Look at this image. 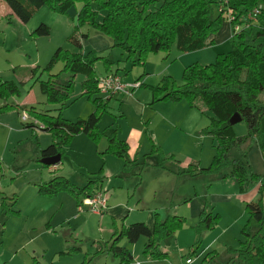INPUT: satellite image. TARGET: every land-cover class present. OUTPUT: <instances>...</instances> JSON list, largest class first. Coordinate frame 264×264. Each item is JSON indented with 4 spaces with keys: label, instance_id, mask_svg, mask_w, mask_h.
Returning <instances> with one entry per match:
<instances>
[{
    "label": "rangeland",
    "instance_id": "obj_1",
    "mask_svg": "<svg viewBox=\"0 0 264 264\" xmlns=\"http://www.w3.org/2000/svg\"><path fill=\"white\" fill-rule=\"evenodd\" d=\"M79 8L78 3L70 7L66 14L59 15L47 7H41L35 10L29 21L24 24L11 14L5 2L0 1V83H13L19 91V96L0 102V106L8 107L0 113V264H119V260L107 253L105 248V244L111 241L112 232L135 223L147 225L148 215L154 213L158 215L159 221H163L167 215L180 217L182 228L171 238L161 242V251L165 250L167 254L166 258L161 260H151L144 253L146 238L141 237L134 244H130L125 238L121 239L118 246L131 254L130 264H180L189 259L190 249H194L198 254L197 257L190 258L193 264H238L229 263L227 251L239 247L242 241L241 231L248 221V216L245 212L246 203L239 199L240 194L234 180L223 181L210 175L186 178L176 175V182L173 183L169 180L170 177L164 174L163 169L147 166L139 170V167H135L127 174L121 173V179L117 176L111 178L110 184L107 180H102V188L107 190L106 195L108 202L110 201L109 206L121 203L122 206L133 209L134 212L131 213L134 216L128 217V213L117 217L104 214L100 218L87 208L78 212V206L84 199L83 194L87 192L88 183L93 180L98 182L101 168L114 171L117 162L121 166L120 172L122 171V159L105 153V137L96 144L85 136H81V140H74L75 137L71 139L60 150L62 167L59 171H50L51 167L43 166L39 162L40 152L51 144L52 135L41 130L43 124L40 121L35 122L28 116L29 108L33 107L39 115L61 117L76 122L87 119L95 110L93 100L106 99L99 93L91 95L90 99L83 95L80 86L82 75L75 77L72 93L64 106L48 104L39 88V83L47 81L50 75L57 76L55 81L58 84L68 82V74L63 72L61 61L56 62L49 72L43 69L49 64L56 49L77 51L68 42V38L76 25L75 16ZM103 17L104 13H100L97 21H101ZM225 21L219 32L228 25ZM40 24L49 28V36L32 37V32ZM80 31L90 34L89 38L91 35H98L87 26L82 27ZM100 37L110 43L108 38L102 35ZM103 46L105 44L97 37L83 45L82 50L90 51ZM228 46L230 49L229 42ZM216 47L217 42L213 41L201 50L180 53L172 46L168 53L148 54L142 64H118L119 68L127 70L126 74L121 73L123 78H127L125 80L132 81L131 83L142 82L143 86L135 90L137 93L132 96L133 100L141 102H137L138 104H143L142 100L147 101L150 96L147 87L160 86L165 76L175 81L176 85H181L184 68L193 64H211L218 54H224L218 52L221 49ZM98 50L100 56L113 61L112 70H115L116 61L121 58L122 51L110 47ZM94 71L98 77H102L105 72L101 62L95 63ZM120 98L115 97L108 101V109L98 124V129L103 134L115 129L119 133L117 138L120 136V130L124 133L130 125L138 126L141 118L140 111L133 106H122ZM182 103L185 105L183 107H187L185 110L178 107L171 108L175 109L173 114L171 109L155 114L153 128L164 133L166 126L161 122L164 120L168 130L173 132L167 141L170 143L164 146L166 153L161 151L150 136L144 134L150 149L146 151L142 148L139 151L135 157L138 163L144 159V155L150 154V142H153L163 155L172 156V164L176 165L174 170L182 160L189 157L193 161H189L188 165L196 164L199 168H207L211 164L214 156L212 139L201 134V130L209 125L210 115L199 101L193 110H190L185 101ZM16 106L21 110L18 108L17 111ZM186 111L199 116V127L198 119ZM24 113L28 120H21ZM188 115H191V118L187 117ZM145 119L146 117L143 118V123ZM27 124L34 127L28 128ZM195 128L197 136L201 139L197 144L200 148L202 143L201 152L199 149L195 150L196 145L192 140ZM233 132L236 136L245 135L247 130L244 122L234 125ZM209 156L210 161H206ZM127 159L130 160L129 154ZM53 177L68 180L74 187L75 194L60 191L52 197L39 196L38 186ZM116 180L120 184L116 183ZM164 188L173 191V196L167 203L163 202ZM115 191H120L121 194L116 195ZM256 197L257 194L254 200ZM196 203L200 206L197 216L194 208ZM159 206L166 207L160 209ZM204 210L207 214L216 216L215 224L209 231L199 233L196 224ZM249 226L252 230L256 227L253 221L249 222ZM179 248L181 251H178ZM210 252H215L216 258L203 262V258Z\"/></svg>",
    "mask_w": 264,
    "mask_h": 264
},
{
    "label": "trees",
    "instance_id": "obj_2",
    "mask_svg": "<svg viewBox=\"0 0 264 264\" xmlns=\"http://www.w3.org/2000/svg\"><path fill=\"white\" fill-rule=\"evenodd\" d=\"M5 2L11 14L20 22L27 23L33 12L41 7H47L59 15L66 14L70 7L80 4L75 16L76 25L68 42L76 52L58 48L55 50L49 64L43 69L49 72L53 65L61 61L63 72L68 74L66 84H58L57 76L50 75L47 81H41L39 88L50 105L64 106L72 93L74 79L83 76L81 92L91 98L99 93L98 77L94 65L101 62L104 72L109 75L127 73L125 68H116L111 72L112 61L100 56L96 51L82 50V40H87L90 34H84L82 27H90L95 33L110 40V48L122 51L123 63L131 66L142 64L148 54L168 53L174 46L180 53H191L207 46V40L221 30L224 21L230 25V49L227 53L218 54L213 63L208 65L193 64L184 68L181 85L165 76L161 85L156 88L147 87L150 92L149 106L159 102L179 103L185 101L189 108H196L199 101L204 110L209 113V125L201 130V134L212 139L214 156L207 168H199L189 164L182 170H176L175 175L189 177L199 175L217 176L222 180H234L240 195L248 193L258 186L255 200L245 204L248 221L241 231L242 241L237 249H228L229 263L264 264V174L257 175L250 166L247 153L256 144L264 161V11L256 22H247L246 15L258 5L264 7V0H0ZM100 13H104L101 21H97ZM249 23V24H248ZM248 24V25H247ZM235 27H240L235 31ZM49 36V28L40 24L32 37ZM213 41L210 42V44ZM36 70V69H35ZM34 71V70H33ZM31 71V72H33ZM139 84V88L142 87ZM19 96L16 85L10 82L0 83V102L10 97ZM109 99H95V110L85 120L70 122L61 117H48L36 114L33 107L28 109V116L43 124L42 131L52 135L51 144L40 152V159L60 155V150L71 139L84 135L93 143L102 137L107 140L105 153L122 159V174L131 172L135 167L139 170L147 166L165 169L168 163H173L172 156H165L160 148L151 143L150 154L138 163L134 158L128 160V145L117 138L115 129L103 134L98 129L102 116L108 109ZM16 106V110L18 111ZM8 109L0 106V113ZM19 110H21L19 108ZM238 114L246 126V134L236 136L229 123L232 115ZM26 127L33 128L32 124ZM155 154V155H153ZM157 154V155H156ZM45 166V165H43ZM48 167V166H47ZM97 183L90 181L88 197L101 190L104 180L103 169L99 170ZM139 176V174H138ZM92 184V185H91ZM60 191L75 194L74 187L62 177H53L48 182L38 186L39 196L52 197ZM82 194V192H81ZM79 198V193L76 196ZM153 227L144 223H135L112 232L110 243L105 244L107 253L119 260V264H130L131 254L118 246L125 238L130 244L136 243L141 237L147 239L144 253L151 260L165 259L167 254L161 251L162 241L171 238L182 228V219L177 216H167L159 221L153 214ZM196 224L199 233L209 231L215 224L216 216L202 211ZM255 223V228L249 222ZM215 252H210L203 262L216 258ZM189 258L197 257L194 249L188 252ZM90 264V263H85Z\"/></svg>",
    "mask_w": 264,
    "mask_h": 264
},
{
    "label": "crops",
    "instance_id": "obj_3",
    "mask_svg": "<svg viewBox=\"0 0 264 264\" xmlns=\"http://www.w3.org/2000/svg\"><path fill=\"white\" fill-rule=\"evenodd\" d=\"M231 33L232 32H231L230 25L228 24V25L224 26L221 32H219V33H217V34H215L213 36H210L208 38V40L206 42L207 43V46L210 45V42L211 41H216L217 42L216 49H221L218 52H220V53L221 52L222 53H226L228 51V49H229L228 42H229V39L231 37ZM97 37L100 38V40L105 44V46H103L102 48L106 49V48H109L110 47V43H107V41H104L103 38L100 37L99 34L98 35H95V36L94 35H91V38H89L87 40H82V47H83V45H86L87 42H89L90 40L95 39ZM102 48H96L95 47L94 48V51L98 52L99 51L98 49H102ZM123 59H124V56L121 54V58H118L117 61H116L117 62L116 67L117 68H119V64L118 63L122 62ZM110 61H112V60H110ZM113 71L114 70H112V67H111V72H113ZM103 75H107V74L104 73ZM103 75H101V76H103ZM117 75H119L121 77L122 81H124L125 83H131L132 82V81H129V80H125L127 78H123L121 76V73H118ZM127 81H129V82H127ZM138 83L139 84H142V82H138ZM140 88H137V89H140ZM137 89H135V90H137ZM135 90L132 91V93L129 95L130 98H129V96H121V95H116V96L112 97V98L121 97L120 99H122V101H121L122 106L124 104H127L128 106H133L137 111H140L139 112V116L141 118H140V121L137 123L138 126H131L130 125V128H128L127 131H125L124 133H122V131L120 130L121 133H120L119 138H120V140L125 141L126 144L128 145V149H129V152H128L129 159L130 160L134 159L136 157V155L139 154V151L142 150V148H144L146 151L148 150V148L150 149L149 142L146 140L144 134H147L148 136H150L152 138L151 140H153L155 144L159 145V147L161 148V151H163V153H166V151L164 149V146L170 143V142H167V141L169 140L170 136L172 135L171 133H173V132H171V131L168 130V125L166 124V122L163 119H162L163 121H161V122L166 126V131H164V133L157 132L153 128L154 127L153 126V123H154L155 114H160L163 111L164 112H167L171 108H175L176 109L178 107H180L181 110H185V108H187V107H183L185 105H182L183 104L182 102H180L179 104H176V105H171L172 103L167 104V103H161V102H159V103L154 104L153 106H149L148 104L150 102V96H149V100H147V101L142 100V101H144V103L143 104H138V103H141V102L140 101L133 100V96H132V94L134 95V94L137 93ZM112 98H110L109 100H111ZM175 109H171L172 114H173V111H175ZM190 110H193V109H190ZM146 112H148L147 115H146ZM187 113L190 114L191 111H189ZM191 114L194 115L198 119L197 127H199L201 125V121L199 119V116L197 114H195V113H191ZM145 117H146V119H145V121L143 123L142 120ZM187 117H190L191 118V115H188ZM26 118L28 120V116L27 115H26ZM179 118H182V117H179ZM142 123H143V125H145L147 127H144L142 125ZM144 129H145V133H144ZM81 136H84V135H78V136H76L74 138V140H81V138H82ZM192 140H193L194 145H196L195 150H198L199 149L200 152H201L202 143H201L200 148L197 145L198 142L201 140L200 137L197 136V128H195V136L192 138ZM196 159H198V158H196ZM210 159H211V156H209L208 158H206V161H210ZM247 159H248V162L250 163V166L252 167V170L255 173L260 174V175L264 174V161L262 160V158L260 156V153H259V150H258L256 144H254L251 147V149L249 150V152L247 153ZM61 161H62V159L55 166H50L51 168H49V170L50 171L52 170L53 172L54 171H59V169L62 167V164H60ZM189 161H193V160L192 159L190 160V157L189 158H185L184 160H182L181 164L177 166V169L176 170H182V169H184L188 165V162ZM116 166H115L116 167V170H114V171L113 170H110V168H105L103 170L104 180H107L108 181L107 183H109V184L111 182V180H110L111 178H115L117 176V177H119V179H121L120 178L121 177V172H120L121 166L117 162H116ZM175 167H176V165H174L172 163H169V164L166 165V168L163 169L165 171L164 174L166 176L170 177L169 180H171L173 183L176 182L175 177H177L175 175V171H176V170H174ZM181 178H186V175H182ZM220 180H222V179H220ZM223 181L231 182V179H229V180H223ZM116 183H119L120 184V182L117 181V180H116ZM101 190L104 191L105 193L107 192V190H103V188H101ZM257 190H258V186H255L248 193L243 194L241 196L239 195V199L242 202H244V203L251 202V201L254 200V197L257 194ZM115 193H116V195H117V193L121 194L120 191H117V192L115 191ZM163 193H164V200H163V202L164 203H167V200H169V198L171 196H173V191H171L168 188H164L163 189ZM109 203H110V201L108 202V199H107V210L104 212V214H106V215H112L113 217L114 216L117 217V216H119V215H121L123 213H128L129 214L128 217L134 216L133 213H131V212H134L133 209L131 210V209L127 208V207H124V206H122L123 204H121V203L112 204L110 206H109ZM190 205H192V204H190ZM159 207H160V209H164V207H166V206H159ZM194 208H195V215L197 216L198 213H199V211H200L199 210L200 209V206H198V204L196 203V207H194ZM99 217L101 218L102 215L99 216ZM146 223H147V225H148L149 228H152L153 227V223H154L153 214H149L148 215V218H147V222ZM178 251H181V248H179ZM163 252H165V250H163ZM183 263H180V264H183Z\"/></svg>",
    "mask_w": 264,
    "mask_h": 264
},
{
    "label": "built area",
    "instance_id": "obj_4",
    "mask_svg": "<svg viewBox=\"0 0 264 264\" xmlns=\"http://www.w3.org/2000/svg\"><path fill=\"white\" fill-rule=\"evenodd\" d=\"M262 8L261 5H258L252 11L248 12L246 15L247 22H256ZM234 29L235 31H239L240 27H235ZM137 88H139V83H125L119 75H104L98 80L99 94L103 95L106 99H110L116 95L129 96ZM21 120H26L25 114L21 116ZM107 199L108 197L104 191H95L90 196L84 197L81 205L78 206V212L87 208L93 214L101 216L107 210ZM183 264H193V260L190 258L186 259Z\"/></svg>",
    "mask_w": 264,
    "mask_h": 264
},
{
    "label": "water",
    "instance_id": "obj_5",
    "mask_svg": "<svg viewBox=\"0 0 264 264\" xmlns=\"http://www.w3.org/2000/svg\"><path fill=\"white\" fill-rule=\"evenodd\" d=\"M241 119L239 117L238 114H234L231 116V118L229 119V123L234 126L236 125L237 123H240ZM42 165H45V166H55L56 164H58L60 162V155H55V156H52V157H47V158H42L40 159L39 161Z\"/></svg>",
    "mask_w": 264,
    "mask_h": 264
}]
</instances>
